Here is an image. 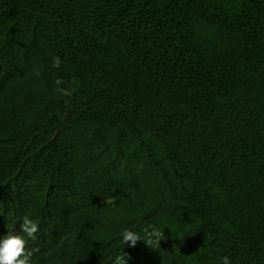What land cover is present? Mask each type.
Listing matches in <instances>:
<instances>
[{"label": "trees", "instance_id": "16d2710c", "mask_svg": "<svg viewBox=\"0 0 264 264\" xmlns=\"http://www.w3.org/2000/svg\"><path fill=\"white\" fill-rule=\"evenodd\" d=\"M9 231L30 264H264V0H0Z\"/></svg>", "mask_w": 264, "mask_h": 264}, {"label": "clouds", "instance_id": "9594fccd", "mask_svg": "<svg viewBox=\"0 0 264 264\" xmlns=\"http://www.w3.org/2000/svg\"><path fill=\"white\" fill-rule=\"evenodd\" d=\"M51 63L53 68L58 69L63 61L59 56H55ZM35 75L39 76L40 73L36 72ZM54 84L56 85L55 90L63 97L70 99L75 92L74 87L68 88L62 86L65 84L63 78L55 79ZM65 103H68V99L65 100ZM149 227L151 231L145 229L146 239L144 241L147 244L153 242L160 244V241L163 239V232L155 228V226L150 225ZM20 229L23 234L32 240L36 239V234L39 231L38 224L27 215L22 218ZM121 238L123 244L130 243L131 246H135L136 242L141 239L137 233L128 228L123 229ZM33 251L26 248V240L20 234H13L12 231H9L3 238H0V264H30ZM219 259L220 264H231L228 256H223ZM114 264H127L125 256H117Z\"/></svg>", "mask_w": 264, "mask_h": 264}]
</instances>
